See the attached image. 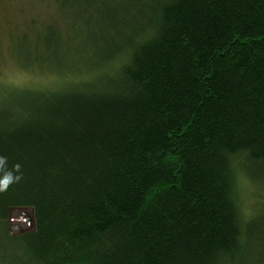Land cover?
Wrapping results in <instances>:
<instances>
[{
  "label": "trees",
  "instance_id": "trees-1",
  "mask_svg": "<svg viewBox=\"0 0 264 264\" xmlns=\"http://www.w3.org/2000/svg\"><path fill=\"white\" fill-rule=\"evenodd\" d=\"M119 7L0 103V264H264L237 186L264 181V0Z\"/></svg>",
  "mask_w": 264,
  "mask_h": 264
},
{
  "label": "rangeland",
  "instance_id": "rangeland-1",
  "mask_svg": "<svg viewBox=\"0 0 264 264\" xmlns=\"http://www.w3.org/2000/svg\"><path fill=\"white\" fill-rule=\"evenodd\" d=\"M121 2L0 0V103L9 96L62 84L59 67L67 54L94 57L103 45L102 18L118 14ZM59 49L63 57L56 59L55 51ZM72 74L73 80H78L84 76V69L81 74ZM64 78L71 76L66 74ZM246 172L238 175L237 186L244 216L250 217L264 209V181L248 178L249 173L253 178L261 177L253 166Z\"/></svg>",
  "mask_w": 264,
  "mask_h": 264
},
{
  "label": "built area",
  "instance_id": "built-area-1",
  "mask_svg": "<svg viewBox=\"0 0 264 264\" xmlns=\"http://www.w3.org/2000/svg\"><path fill=\"white\" fill-rule=\"evenodd\" d=\"M21 221L26 222V223L29 224V222H28V220H27V218H26L25 216H22V217H21Z\"/></svg>",
  "mask_w": 264,
  "mask_h": 264
}]
</instances>
